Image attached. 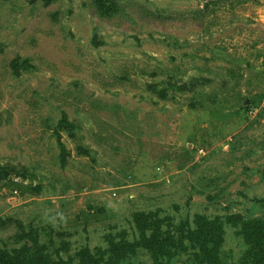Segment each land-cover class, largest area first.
<instances>
[{
	"label": "rangeland",
	"instance_id": "374dc122",
	"mask_svg": "<svg viewBox=\"0 0 264 264\" xmlns=\"http://www.w3.org/2000/svg\"><path fill=\"white\" fill-rule=\"evenodd\" d=\"M111 1L0 0V264H262L264 0Z\"/></svg>",
	"mask_w": 264,
	"mask_h": 264
},
{
	"label": "trees",
	"instance_id": "16d2710c",
	"mask_svg": "<svg viewBox=\"0 0 264 264\" xmlns=\"http://www.w3.org/2000/svg\"><path fill=\"white\" fill-rule=\"evenodd\" d=\"M100 3L103 4L104 7H106L107 9L109 10H116L117 9V5L115 3H113L111 0H98ZM199 227L200 229V226L197 224V228ZM208 230L210 231H216L215 229H213L212 227L211 228H208L207 230H200L199 232V236H208ZM253 233H255V236L251 237L250 240L246 239V242L247 244L251 243V248H255V255H256V261L258 263H262L264 264V233L261 231V229H258V228H253L251 230ZM203 232V233H202ZM191 233V231H190ZM195 238V237H194ZM200 248V251L204 254H207V250H206V247L203 248L202 250V247H199Z\"/></svg>",
	"mask_w": 264,
	"mask_h": 264
}]
</instances>
